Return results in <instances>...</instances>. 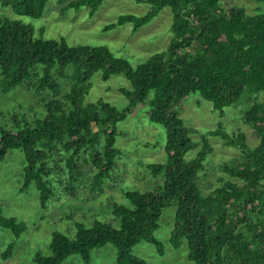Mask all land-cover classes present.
Segmentation results:
<instances>
[{"label": "trees", "instance_id": "16d2710c", "mask_svg": "<svg viewBox=\"0 0 264 264\" xmlns=\"http://www.w3.org/2000/svg\"><path fill=\"white\" fill-rule=\"evenodd\" d=\"M48 1L0 0V4L39 18ZM138 1L150 6L145 16L122 15L107 29L132 23L137 33L165 8L171 10L173 21L167 51L154 54L137 67L106 46H70L64 39L44 40L20 21H0L3 93L24 84L37 92L53 93L45 102L43 118L28 122L15 117L13 130L0 126V163L10 151L23 152L22 190L34 186L43 208L55 195L51 178L55 171L48 167L49 158L70 154L65 161L68 172L56 166L55 173L69 175L65 191L74 195L73 186L81 180L75 157L90 155L95 167L92 191L97 192L120 157L118 125L137 107H145L150 122L161 125L166 133L165 161L148 166L161 182L146 190L128 189L124 191L126 202L115 201L109 206L118 227L99 218L91 219L88 225L73 222L75 233L67 229L53 232L51 255H38L35 261L66 264L69 257L78 255L89 264L95 250L111 243L117 248L116 264H147L133 248L147 242L164 254L155 232L164 210L173 205L176 211L170 243L178 248L185 241L194 264H264V103L255 102L241 111L243 123L258 138L255 147L248 144L244 132L230 134L221 128L208 132L199 142L193 141L194 129L179 115V107L194 95L224 113L226 108L238 106L244 95L264 91V13L250 15L235 6L226 10L221 0ZM59 2H67L66 10L89 6L90 16H94L104 0ZM37 65L43 66L38 76L34 72ZM98 72H102L104 82L119 74L130 81L131 88L121 89L128 99L124 110L103 100L85 103L91 79ZM64 79L68 89H63ZM208 137L221 139L225 147L238 149L242 156L223 161L220 184L204 194L200 174L214 152ZM192 150H197L196 156L187 160ZM0 229L10 230L16 238L27 232V226L5 216L1 206ZM15 246L11 243L2 253L4 259L12 255Z\"/></svg>", "mask_w": 264, "mask_h": 264}, {"label": "rangeland", "instance_id": "374dc122", "mask_svg": "<svg viewBox=\"0 0 264 264\" xmlns=\"http://www.w3.org/2000/svg\"><path fill=\"white\" fill-rule=\"evenodd\" d=\"M66 5L67 2L49 0L43 15L31 18L19 13L12 6L3 7L0 4V21H20L34 29L36 38L44 40L64 39L70 46H106L115 56L126 59L134 67L146 62L154 54L168 49L173 21L169 8L163 9L151 23L134 33L132 23L117 25L112 29L107 27L116 24L122 15L145 16L150 6L138 0H104L94 16H90L89 6L66 10ZM221 5L226 10L234 6L244 8L250 15L264 13V0H221ZM35 69V75L38 76V73H42L43 66L37 65ZM35 83L36 80H33L34 85ZM68 87L69 84L64 79L63 89ZM122 88H131L130 81L123 74L112 76L108 82H104L102 72H98L91 79V89L85 103L103 100L122 111L128 105V99L121 93ZM52 98L53 93L37 92L31 85H21L6 94L0 86V126L13 130L15 117L28 122L43 118L46 112L45 102ZM255 102L264 103V91L244 95L238 106L228 107L222 113L215 111L212 104L200 95H194L182 103L179 115L187 127L194 129L191 134L193 141L199 142L208 132L221 128L230 134L244 132L248 144L255 147L258 138L254 130L243 123L241 117V111ZM118 128L120 136L117 147L120 157L114 172L104 180L102 187L97 188V192L92 191L95 186V167L90 155L82 153L75 157L76 171L79 172L81 180L73 186L76 189L74 195L65 191L69 175H65V171L63 174L55 173L58 170L56 166H61L68 172L65 161L70 154L63 152L47 160L48 167L55 171L51 175L54 178L55 195L54 201L46 208L41 206L39 193L34 186L22 190L25 165L23 152H9L6 160L0 163V206L5 216L14 217L24 223L27 232L21 238H16L10 230L0 229V264H38L35 261L38 255H51L53 232H66L67 229L73 234V222L88 225L91 219L99 218L118 227V221L109 213V206L115 201L126 202L124 191L128 189L146 190L154 188L158 181L161 182V179L157 181L153 177L148 166L166 159V133L163 127L151 123L147 110L141 105ZM208 139L214 152L208 156L207 167L200 174L199 186L204 194L211 193L220 184V177L224 176L221 168L223 161L242 156L238 149L225 147L221 139ZM196 152L197 150L189 151L186 159H194ZM175 211L176 207L173 205L164 210L160 226L155 232L156 238L164 245V254H160L153 244L147 242H141L133 248V253L143 258L147 264H194L189 260L185 241L178 248L170 243ZM72 216V220L68 219ZM11 243L16 244L14 251L9 258L4 259L2 253ZM116 261L117 248L109 243L92 253L89 264H116ZM65 263L86 264L78 255L69 257Z\"/></svg>", "mask_w": 264, "mask_h": 264}]
</instances>
